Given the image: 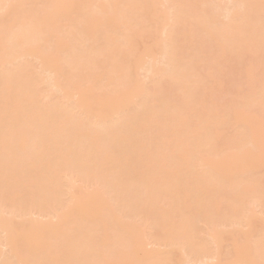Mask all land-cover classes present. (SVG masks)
<instances>
[{
    "label": "bare ground",
    "instance_id": "1",
    "mask_svg": "<svg viewBox=\"0 0 264 264\" xmlns=\"http://www.w3.org/2000/svg\"><path fill=\"white\" fill-rule=\"evenodd\" d=\"M0 264H264V0H0Z\"/></svg>",
    "mask_w": 264,
    "mask_h": 264
},
{
    "label": "rangeland",
    "instance_id": "2",
    "mask_svg": "<svg viewBox=\"0 0 264 264\" xmlns=\"http://www.w3.org/2000/svg\"><path fill=\"white\" fill-rule=\"evenodd\" d=\"M150 33H151V31H149V30H145L143 33L139 34V36L142 35V36H141V37H142V40H143V38H144V40H145V39L148 38L147 36H149ZM139 36H137V37L135 38V40H136L138 43L141 41V37H139ZM144 40H143V41H144ZM147 40H148V39H147ZM145 41H146V40H145ZM138 46H139V45H138ZM141 46H142V45H141ZM101 72H102V70H101ZM85 85H89V84H85ZM90 85H91V84H90ZM103 87H105V86H103ZM103 89H105V88H103ZM106 89H108V88L106 87ZM106 89H105V90H106ZM98 90L102 91V89H98ZM106 91H107V90H106ZM106 91H105V92H106ZM102 92L104 93V91H102ZM102 92L99 93V94H102ZM149 246H150V245H149ZM149 246H148V247H149ZM152 247L154 248L153 245L150 246L149 248H147V247H146V248L149 249V250H152V249H153Z\"/></svg>",
    "mask_w": 264,
    "mask_h": 264
}]
</instances>
